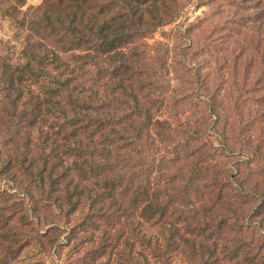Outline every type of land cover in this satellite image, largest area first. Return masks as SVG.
<instances>
[{
	"label": "trees",
	"instance_id": "1",
	"mask_svg": "<svg viewBox=\"0 0 264 264\" xmlns=\"http://www.w3.org/2000/svg\"><path fill=\"white\" fill-rule=\"evenodd\" d=\"M39 11L2 10L20 50L16 63L0 53V264L28 250L44 264L84 235L111 248V264H264V197L245 218L225 201L212 134L164 110L137 46L177 19L179 0H42ZM259 20L264 38V8ZM187 83L210 125H237L219 91ZM242 135L239 153L264 174V141Z\"/></svg>",
	"mask_w": 264,
	"mask_h": 264
},
{
	"label": "rangeland",
	"instance_id": "2",
	"mask_svg": "<svg viewBox=\"0 0 264 264\" xmlns=\"http://www.w3.org/2000/svg\"><path fill=\"white\" fill-rule=\"evenodd\" d=\"M262 2L179 0L177 19L137 45L146 53L145 64L150 69L147 73L151 74L152 69L160 73L163 92L155 99H166L164 110L176 111L189 127L202 128L212 134L209 150L214 161H210V176L223 174L225 201L244 218L258 212L264 197L262 163L260 160L251 163L238 151H249L241 138L246 130L258 133L257 138L261 140L255 146H262L264 141V38L258 29L259 11L264 8ZM19 3L24 6L18 7ZM12 7L17 8L20 18H36L40 16L42 0H0V53L16 63L20 34L11 19L2 13L4 8L11 10ZM199 67L200 73L197 72ZM195 73H199L197 78ZM197 79L219 91L218 100L226 107L222 112L237 125L225 126V121L218 129L210 125L213 116L195 99V84L187 83V80L195 83ZM185 95L188 100L181 102ZM236 110L241 111L240 114ZM205 116L207 121L203 128L200 125ZM231 129L237 133L231 134ZM256 215L254 220L262 223L264 215ZM67 236L66 232L62 238ZM86 236L79 245L73 241L65 244L58 254L42 256L41 262L111 264V248L102 250L87 241ZM76 238L78 240L80 235ZM33 260L28 250L21 260L12 264H29ZM172 263L185 264L178 254L174 255Z\"/></svg>",
	"mask_w": 264,
	"mask_h": 264
}]
</instances>
